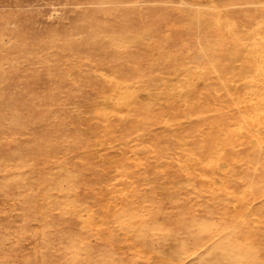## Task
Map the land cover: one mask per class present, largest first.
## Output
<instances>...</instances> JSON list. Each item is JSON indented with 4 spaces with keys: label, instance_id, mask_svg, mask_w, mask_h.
Returning <instances> with one entry per match:
<instances>
[{
    "label": "rangeland",
    "instance_id": "rangeland-1",
    "mask_svg": "<svg viewBox=\"0 0 264 264\" xmlns=\"http://www.w3.org/2000/svg\"><path fill=\"white\" fill-rule=\"evenodd\" d=\"M0 264H264V0H0Z\"/></svg>",
    "mask_w": 264,
    "mask_h": 264
},
{
    "label": "bare ground",
    "instance_id": "bare-ground-1",
    "mask_svg": "<svg viewBox=\"0 0 264 264\" xmlns=\"http://www.w3.org/2000/svg\"><path fill=\"white\" fill-rule=\"evenodd\" d=\"M263 50V49H262Z\"/></svg>",
    "mask_w": 264,
    "mask_h": 264
}]
</instances>
